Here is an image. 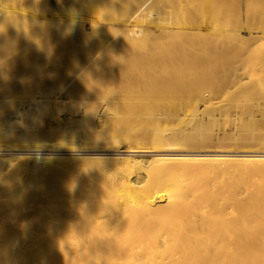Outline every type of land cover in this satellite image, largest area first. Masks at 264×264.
<instances>
[{
    "label": "bare ground",
    "instance_id": "6f19581e",
    "mask_svg": "<svg viewBox=\"0 0 264 264\" xmlns=\"http://www.w3.org/2000/svg\"><path fill=\"white\" fill-rule=\"evenodd\" d=\"M252 1L259 0H54L52 10L45 0L36 2L38 13H51V20H39L36 10V15H28L29 22L53 32L54 50L40 51L36 89L16 91L17 83L13 90H0V151L48 145L59 149L76 145L84 150L83 144L113 149L86 150L87 156L74 157L57 151L0 156V264H264V151L218 157L196 149L215 146L220 140L212 130L221 118L214 113L216 105L209 107L205 100L206 109L211 108L206 116L196 105L205 87L196 77L207 73L210 79L217 72H230L232 50L225 46L216 63L212 56L217 47L207 40L222 42L231 24L226 19L219 26L212 17L230 13L234 19L236 12L251 8L246 6ZM199 18L212 22L208 35L204 33L206 42L196 41L197 31H179L190 25L197 29ZM135 20L136 26L125 28ZM203 53L208 58L202 60ZM149 77L155 82L150 84ZM179 84L189 92L175 89ZM67 94L71 103H77L71 108L76 105L81 119L61 131H50L43 125L44 115ZM238 98H232L234 104L253 122L255 109L261 106L240 105ZM100 102L106 106L105 118H98L103 123L97 125L95 106ZM189 107L187 119H178L169 130L163 127L165 121L177 118L172 116L175 111ZM166 111L174 113L170 117ZM162 113L169 116L165 114V119ZM17 120L23 126L20 131ZM145 129L152 132L139 136ZM134 142L164 149L153 153L145 176L140 172L144 160L131 156ZM232 143L243 144L240 138ZM122 144L129 149L120 150ZM90 165L105 170L109 185L86 186L82 178H73L75 169L86 172ZM131 167L137 176L127 178ZM40 170L54 174L59 170L63 178L50 174L45 180L44 172V180L31 182L28 174ZM240 187H245V193Z\"/></svg>",
    "mask_w": 264,
    "mask_h": 264
},
{
    "label": "rangeland",
    "instance_id": "374dc122",
    "mask_svg": "<svg viewBox=\"0 0 264 264\" xmlns=\"http://www.w3.org/2000/svg\"><path fill=\"white\" fill-rule=\"evenodd\" d=\"M17 1L18 0H6V1L4 0L3 2H0V18L6 17L5 15H7V17H6L7 20H4L5 22L4 21L3 22L0 21V57H1L0 58V90H2V92L13 90L14 87L12 89V86H16L17 83H18L17 85H19V86L15 87L16 91H20L22 88H23V90H29V88H30V90L31 89H33V90L36 89V87H37V81H36L37 79L36 78L38 76L37 74H38V70H39V68H37V67H39V65H40V63H39L40 61L39 60L41 59L39 57L41 55L40 51L42 52L41 49H43V51H45V52L48 51L47 53L49 54V53H51L54 50V44H55L54 43L55 42L54 39H53V41L51 40L52 37L55 38V35L53 34V32H51V30L49 28H44L45 30L43 29L44 30V32H43V30L41 28H38L35 25H32V23L29 22V18H28L29 17L28 15H36V13H34V11L37 10V14H38L37 17L39 18V20L47 22V21L51 20L52 14L49 13V12L38 13V8H39L38 0H31L29 3H28V0H19L18 2ZM53 1L54 0H45V2H47L46 4L48 5L47 7H48L49 10L54 9V4L55 3ZM36 2H38V4ZM194 2H197V0L196 1L194 0ZM26 3L29 4V6L32 5L33 7L32 6L26 7V6H28ZM50 4H51V6H50ZM247 5L248 6H246V7L250 6L251 8H246V9L240 11V12L238 11V12H236V15H234L235 14L234 9L233 8H229V11L232 13V15H234V19H232L231 15L229 16L230 13L228 15L227 14L226 15L217 14L216 17L219 15L220 18H218L219 16L217 18L216 17L215 18L212 17L211 21L213 23L218 22L219 26H220V24L221 25L224 24L227 20H228L227 22L229 24H231L229 26V29L227 30L229 33H227V31H226V34H228V35L230 34V35L228 36V35L224 34L220 38L222 40V42L221 41L219 42L217 40H212V41L207 40V36L204 35V33H206V35H208L207 32L209 33V30H210L209 23L211 24L212 22L209 21V18H206L209 21L208 23H207L206 20H205L206 22H204V20L203 21L201 20V19H204V18H201V19L199 18L201 20V21L199 20V23L200 24L202 23V24L201 25L198 24L197 29H195V28L193 29L192 27L189 28L190 26H192V25H190L189 27L187 26L185 29H180L179 30V31H183V32L185 30H187V31H192V30L197 31L198 34H196V37L198 39H196V41L206 42V40H207V41H209L208 42L209 45L212 44L211 47L213 46V48H215V49L217 47L218 51H216L217 50L216 49L214 54H213V56H212L215 60L217 59L216 63L217 62L220 63L219 62L220 60L218 58H221V55L224 53L225 46H226L225 50H230V49L232 50V51L230 50L231 51V61L229 62L230 65H228L229 66L228 70H230V72L227 71V70L226 71L217 72L219 74H217V75L215 74L216 77L214 76L212 78V76L210 75L211 76V78H210L211 80L207 78L208 75L205 76L207 73H204L205 75L201 73L202 75L199 74V75H201L200 77L199 76L196 77V78H198V81H199V78H200L199 83L200 82H202V83H209L210 82V84L212 83L211 85L207 84L208 86H210L209 87L210 89L208 88V86L206 87V85H203L202 83H200L202 86H200L198 84L200 87H204L205 86L207 89L204 87V89L202 90L204 97L201 98V100H200V98L195 99L196 100L195 103L198 102V100H199L198 104H196V105L200 106V110L201 111L203 110L202 113L205 116H206V112L208 113L210 111V109H211V108L210 109L207 108L209 110V111H207L206 105L207 106L209 105V107H213V105H214V108H215V105H216L217 109H218V106L221 105V107H220L221 110L219 109L220 111L218 110V112H217V109H216V112L214 110V113H216V115H217L216 118L217 117H221L220 119L219 118L218 119L220 121H222V123H223L222 124L217 119L219 122H217L213 126V130H212V133L214 134V138L216 137L217 139H220L218 142H219V145L222 144L221 147H215L216 145H218V142H215L216 143L215 146H214V143L210 144L211 148H209L210 145L205 144L203 147H201L202 146L201 145L199 147V149L198 148H196V149L205 151L206 153H213V154H215V156H218V157L221 156V155L229 156V155H232V154H240V153H243V152H246V151H264V24L261 23V22L264 21V18H263V16H264V0H259V1H254V2L252 1V2H249V4H247ZM256 7L259 8V12H258V8H256ZM254 8H256V10H254ZM260 14H261V17H260ZM47 15H48V17H47ZM257 15L259 16V18L256 17ZM8 17L10 18V20L8 19ZM252 17L256 18L257 20L259 19L260 21L258 20L257 22H255L256 19L254 20V18H252ZM41 18H43V19H41ZM217 19H219V20H217ZM261 19H263V20H261ZM28 22L31 24V27H30V25H27V24H29ZM137 23H138V21L135 20V21L127 24V26H125V28H127L129 26L130 27L136 26ZM207 24H208L209 27L207 26ZM202 26H205V29ZM206 27H208V28H206ZM117 28H120V27H117ZM39 29H41V30H39ZM46 30H49V31H46ZM40 31H42L41 33L42 34L44 33L45 35L44 34L41 35ZM199 34L202 35L201 38L198 37ZM5 35H7V36H5ZM12 36H14V37H12ZM226 36L229 37V38H227ZM242 36L244 38H247V36H248V38L245 39L244 41H242L241 40ZM28 37H29V39H28ZM7 38H11V40L8 39V41H7ZM222 38L224 40H226V41H224ZM5 40H6V42H5ZM51 41H52V44H51ZM102 49L100 50L101 52L104 51V49L103 50ZM158 51L160 52L161 49L159 48ZM200 57H202V60H204V59L208 58V55L203 53ZM200 57L197 59L198 62H199ZM36 63L38 64V66H37ZM4 65H5V67H4ZM6 69H8V70H6ZM1 70H4V71L2 72ZM20 71H23L24 75ZM227 74H231V75H227ZM168 77H170V76L168 75ZM150 78L151 77H149L148 79H150ZM152 78L154 79V77H152ZM206 78L208 80H206ZM214 78L216 79V81H215ZM12 79H13V81H12ZM19 79H21V80H19ZM224 79H225V82H224ZM18 80H19V82H17ZM150 80H149V82H151L150 84L155 82V81H152V80L150 81ZM226 82H227V84H225ZM35 84H36V86H35ZM182 84H184V82ZM182 84L181 85L179 84V86L176 85L175 86L176 88L174 86L173 87L175 89L180 90L181 93H183V91H184L183 94L187 93V91L189 92V90H188L189 89V84L187 83L188 87H186L188 89H185V87H183ZM213 84H214V87L215 86L219 87V88L221 87L219 89L220 91H218V90L215 91L216 87L214 88ZM149 86H147V87H149ZM3 88L5 89V91H3L4 90ZM144 88H146V87H144ZM149 88H150V90L151 89L155 90L154 86H152V87L150 86ZM213 88H214V91H213ZM208 90L209 91H213V92L210 93ZM222 90H224V92ZM251 92H253V93H251ZM150 93H153V95L157 94V92H154V91L150 92ZM240 93H242V94H240ZM237 95H239L238 104H240V105H248V106H250V105H252V103L253 104L257 103V106L258 105L261 106V109L260 108L258 109L259 111L257 110V108L255 109L256 111L254 113L255 114L254 118L251 119V120H253L254 123L251 122L250 120L248 121V119H250V117L243 112L241 106H237V105L234 104L232 98H234ZM68 96H69L68 94L65 95V96H62L61 100L59 101L58 107L54 108V111L52 110L51 113L47 112L45 114L46 116L44 115V121H46V125H45L44 121H43V125H44L45 128H49L50 131H52V130L56 131L57 129L59 131H61L62 129H60V128L62 126H64V127L65 126H69L70 124H72L71 123L72 121H73V124H74V122H76L77 119H81L80 114L76 111L77 109H75L76 105H75V107L73 106V108H71V105L77 104V103H73L72 102L73 103L72 104L71 100H69L71 97L70 96L68 97ZM228 96L231 97V99H229ZM251 97H254V98L252 99ZM205 100L208 102V103H206V105L204 104L206 102ZM208 100H210V101H208ZM241 100H242V102H241ZM254 101H259V102H254ZM228 104H230V105H228ZM65 105L69 106L68 108H71V110L73 112L69 111L70 109L66 108L67 106L65 107ZM104 106H105V103L103 104V102L97 103L96 106H95V108L97 109L96 111H98V113H96V115L97 114L98 115L95 116L96 120H97V125L101 124V122L103 121L102 120L100 122L99 121L100 118L101 119L105 118V116H103ZM236 107L238 108L237 111H236V109H237ZM62 108H65V109L62 110ZM205 109H206V111L204 112ZM223 109H225V110H223ZM189 110L191 111L192 108L189 107L188 110H184L183 109V110L175 111V113H174V111H166V112H169L168 113L169 115L170 114L172 115L174 113V115H172V116H176L177 115L176 116L177 118L169 119V121L173 120L174 122L172 121V122L169 123V122L165 121L163 123V127L168 129V130H169L170 127L171 128L175 127L176 124H178V122L180 121L178 119H181V120L187 119V117L189 115L186 117V114H190ZM184 111H185V113H183ZM240 111L243 112V115H242V113L240 114ZM171 112H173V113H171ZM246 113H249V110H247ZM165 114L166 113H164L162 116L166 119L167 116H169V115L166 114L167 116H165ZM237 114H240L241 116L239 117V115L237 116ZM171 115H170V117H171ZM184 115H185V118H184ZM178 116H180V118ZM246 116H248L249 118L246 117ZM243 117H244V119H243ZM98 118H99V120H98ZM233 118H235V120ZM261 121H263V122H261ZM19 122H20L19 120L15 121L17 126L21 125L19 128H17V130L20 131V130H22L21 128H23V126H22L21 123L19 124ZM230 122H232V123H230ZM240 122H241V124H240ZM257 125H258V128L256 127ZM102 129L103 128L100 127L99 130H102ZM167 131H166V133H169ZM220 131H222L224 133H222ZM102 132H103V130H102ZM142 132H144V131H140V134H138V135L142 136L145 133L147 135H149L152 131L150 129H145V132L144 133H142ZM225 132H228V133H225ZM213 134H212V137H213ZM261 135H263V137ZM234 138H236V139L240 138V140H241V142L243 144L237 145L235 147L232 146L233 145L232 142H233ZM149 141L150 140L144 141V142H149ZM223 141H224V143L220 144V142H223ZM225 142L227 143V145L229 144L228 145L229 147L227 146L229 148L228 150H224V149L227 148L226 146H224L225 148L223 147V144H226ZM83 145L85 147L84 150H83V148L79 149L78 147H75L76 145H74V146H72L70 148H67V149L66 148H60L59 149V148H55V147H54L55 148L54 149L50 145H48L50 148L48 146H46L44 148L43 147H31L30 148L28 146H23V147H18V149L15 152L0 151V156H2V154H3V156H5L6 158H15L16 156H20V155H24V154H28V153L29 154L30 153H32V154H39L40 153L41 154L43 152L42 154H52V153H56V151H57V152L61 153L62 156H64V157L65 156L66 157L67 156L68 157L69 156L70 157H74V155L78 156L77 154H79L80 156H87L88 154L85 155L86 153H84L86 150H92L91 152H93V150H101V149L102 150H112L113 149L111 147H103L104 148L103 149V148H98V147L96 148V147H93L92 145L90 146L88 144H83ZM133 145H134V147L130 148V149H132L134 151L133 154L131 153V156L132 157H136L138 159H143L144 160L143 166H142L140 172L142 173L143 176H145V174L147 173V170H148L147 166H149L151 164V159L153 157H155V154H153V153L154 152L163 151L164 149L151 148L150 146L149 147H142V145H138V143L136 144V142H134ZM135 145H137V146H135ZM207 146H208V148H204V147H207ZM124 149H129V148H127L125 144H122L120 146V150H124ZM78 150H80V151H78ZM64 152H65V154H63ZM74 152H76V154H73ZM86 152L88 153L90 151H86ZM119 152L116 151V153H119ZM177 152H180V151H177ZM172 163L174 164L175 162H172ZM89 167H90V169H88V168L85 169V171L87 170L86 172H83L84 170L79 171V170L75 169V171H73L71 173V174L74 173L73 174V178H75V179L77 178L78 180H79V178L80 179L82 178L83 181L82 180H80V181L85 182V185L86 184H88V185L89 184H97V185H106V186L109 185L108 184L109 177L107 176V174L105 173V170L103 168H101L98 165L97 166L95 165L92 168H91V165H90ZM53 170H47V171L46 170L45 171L44 170H40V172H36L35 173L36 175H34L35 171H33V172H31L32 174L30 173L28 175H29V178L32 179V180H30L31 182H37V181L41 182L42 179L44 180V178H45V173L44 172H46V174H47L45 180L50 178V176H51L50 174H52V176H54V177L60 176L59 178H63V177H61L62 176L61 174H63V173L59 172L60 175H58L57 172L59 170H57V171H55L56 174H54ZM42 171H43V173H42ZM51 171H53V172H51ZM41 174H42V177H40ZM76 174L78 175V177L77 176L75 177ZM30 175H32V177ZM38 175H39V177H38ZM33 176H35L34 179H33ZM43 176H44V178H43ZM48 176H49V178H48ZM117 176H119V175H117ZM136 176H137V171L134 169V167H131L128 170L127 174L125 175V177H127V178H134ZM26 177H28V176H26ZM29 178H28V180H29ZM37 178H38V180H37ZM117 182L118 183H122L123 180H118ZM240 190L243 193H245L246 189H245V187H240Z\"/></svg>",
    "mask_w": 264,
    "mask_h": 264
}]
</instances>
